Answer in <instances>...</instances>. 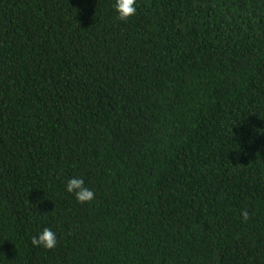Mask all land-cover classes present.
Masks as SVG:
<instances>
[{"label": "trees", "instance_id": "trees-1", "mask_svg": "<svg viewBox=\"0 0 264 264\" xmlns=\"http://www.w3.org/2000/svg\"><path fill=\"white\" fill-rule=\"evenodd\" d=\"M111 4L0 0V264H264V0Z\"/></svg>", "mask_w": 264, "mask_h": 264}, {"label": "clouds", "instance_id": "clouds-1", "mask_svg": "<svg viewBox=\"0 0 264 264\" xmlns=\"http://www.w3.org/2000/svg\"><path fill=\"white\" fill-rule=\"evenodd\" d=\"M111 8L115 18L126 21L137 12L136 0H112ZM64 192L70 193L80 203L90 202L94 199V192L89 188L82 176L69 177L64 184ZM243 219L248 218L246 210L241 211ZM31 244L34 247L53 249L57 244V233L50 227H44L31 237Z\"/></svg>", "mask_w": 264, "mask_h": 264}]
</instances>
